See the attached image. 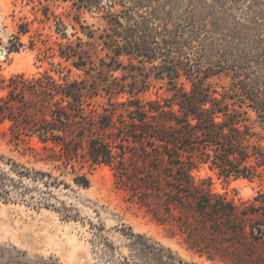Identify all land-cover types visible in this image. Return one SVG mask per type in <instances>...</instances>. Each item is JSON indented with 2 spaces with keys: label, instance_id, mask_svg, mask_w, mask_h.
Here are the masks:
<instances>
[{
  "label": "trees",
  "instance_id": "1",
  "mask_svg": "<svg viewBox=\"0 0 264 264\" xmlns=\"http://www.w3.org/2000/svg\"><path fill=\"white\" fill-rule=\"evenodd\" d=\"M177 1L75 0L77 9L102 12L107 24L98 36L86 34L91 43L78 38L58 45V57L83 75L11 76L0 97V124L10 123L12 141L36 139L39 145L29 148L40 156L36 162L72 172L75 163L109 166L133 199L159 223H173L209 261L264 264V193L235 202L191 175L207 164L224 178L264 176L255 130V124L264 127V4L242 0L240 20L224 26L228 11L215 7L239 0H186L174 19ZM221 76L229 79L227 87L208 83ZM151 79L165 81L171 97L142 100ZM102 94L107 104L93 109ZM72 181L89 187L84 174ZM60 185L51 173L0 154V201H13L14 192L35 200L39 186ZM120 232V247L98 236L101 264H197L130 227Z\"/></svg>",
  "mask_w": 264,
  "mask_h": 264
},
{
  "label": "rangeland",
  "instance_id": "2",
  "mask_svg": "<svg viewBox=\"0 0 264 264\" xmlns=\"http://www.w3.org/2000/svg\"><path fill=\"white\" fill-rule=\"evenodd\" d=\"M74 2L0 0V50L3 52L0 58V82L4 87L0 89V97L6 95L8 79L18 74L31 77L47 72L57 80L65 75L70 80L83 75L70 62L58 57V45L74 44L78 38L91 43L86 34L98 36L107 24L102 12L77 9ZM259 2L264 4V0ZM243 4L245 2L239 0L233 4L223 2V9L215 7L217 12L228 11L229 15L224 16L222 22L224 26L240 20ZM175 5L174 19L183 14L186 0H179ZM19 26L26 28L27 32L21 33ZM57 28L62 31L58 32ZM61 33H65L66 39L61 38ZM96 55L103 57L104 52L98 50ZM121 60L126 63L125 59ZM120 74L117 72L113 76ZM208 83L220 90L221 86L229 85V79L221 76L210 79ZM184 88L189 89L188 83L184 82ZM170 97L166 82L153 79L147 91L140 95L144 101H163ZM106 104V97L102 94L92 101L91 106L101 110V106ZM251 117L253 119V114ZM9 125L8 121L0 124V154L26 169L51 173L65 186H51L48 189L39 186V191L32 192L35 200H29V196L22 199L14 192L13 201H0V264H101L98 236L120 247L123 242L120 230L126 227L169 248L186 262L222 264L209 261L205 255L192 250L186 235L178 231L173 223H159L153 212L133 199L130 190L116 180L109 166L75 163L72 172L69 166L57 168L60 163L36 162L40 156L29 149L39 145L36 139L10 140L11 135L7 131ZM255 130L264 149V127L255 124ZM258 171L264 175V170ZM82 174L89 179L87 188L77 186L72 181L75 175ZM191 175L197 182L205 181L204 187L213 193L226 195L235 202L250 201L259 193H264V176L252 181L224 178L216 170H210L207 164L199 165ZM42 192L49 194L42 195Z\"/></svg>",
  "mask_w": 264,
  "mask_h": 264
},
{
  "label": "bare ground",
  "instance_id": "3",
  "mask_svg": "<svg viewBox=\"0 0 264 264\" xmlns=\"http://www.w3.org/2000/svg\"><path fill=\"white\" fill-rule=\"evenodd\" d=\"M1 51V50H0ZM2 52V51H1ZM3 56V53L0 55V58Z\"/></svg>",
  "mask_w": 264,
  "mask_h": 264
},
{
  "label": "water",
  "instance_id": "4",
  "mask_svg": "<svg viewBox=\"0 0 264 264\" xmlns=\"http://www.w3.org/2000/svg\"><path fill=\"white\" fill-rule=\"evenodd\" d=\"M3 52L0 51V55L2 54Z\"/></svg>",
  "mask_w": 264,
  "mask_h": 264
}]
</instances>
